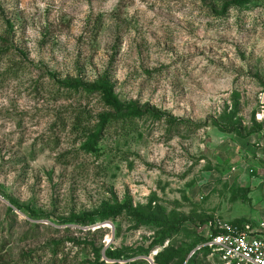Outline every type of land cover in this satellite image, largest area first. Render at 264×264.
I'll return each instance as SVG.
<instances>
[{
	"label": "rangeland",
	"instance_id": "374dc122",
	"mask_svg": "<svg viewBox=\"0 0 264 264\" xmlns=\"http://www.w3.org/2000/svg\"><path fill=\"white\" fill-rule=\"evenodd\" d=\"M235 1L0 0V264H187L264 229V0ZM105 75L163 116L66 86ZM127 203L148 223L102 214Z\"/></svg>",
	"mask_w": 264,
	"mask_h": 264
},
{
	"label": "built area",
	"instance_id": "2783aa9c",
	"mask_svg": "<svg viewBox=\"0 0 264 264\" xmlns=\"http://www.w3.org/2000/svg\"><path fill=\"white\" fill-rule=\"evenodd\" d=\"M203 248L216 255L220 264H264V229L221 222L192 256Z\"/></svg>",
	"mask_w": 264,
	"mask_h": 264
},
{
	"label": "trees",
	"instance_id": "16d2710c",
	"mask_svg": "<svg viewBox=\"0 0 264 264\" xmlns=\"http://www.w3.org/2000/svg\"><path fill=\"white\" fill-rule=\"evenodd\" d=\"M247 2H248V0H239V1L232 2V3H228L225 6V8H226L225 10H229L232 6H243ZM66 86L69 89L76 90V91L83 89L86 93H89V94H100L101 96H103V100L109 108H111L116 113H121V114L127 113L128 118H130V119L142 117V116L149 115V114L155 115L158 117L163 116L162 113H160L158 111H154L150 107H146L144 109V108H141L139 105H123L119 101L117 96L115 95L114 87L111 84L107 75L102 77L98 81V83H96L94 85L84 84L81 80H69ZM108 119H109L108 117H101V121H102V125H103L102 128L106 127V125L108 123ZM215 126L221 132L228 133V134H236L239 130L236 127L231 128V129L225 128V127L219 125L217 122H215ZM90 148H91V150H93V146ZM12 204L16 205L15 202H12ZM17 208H19L23 211L26 210V209L21 208L20 206ZM131 209H132L131 204L127 203V204L122 205L120 207L110 208L108 211H105L102 214L109 215V216H118L124 210H127L131 216L135 217L136 220H138V222L148 223V221H146V219L137 216L136 213H131ZM86 220H89V222H91V220H93V218L88 216V217H85L83 219L77 220V222L86 223ZM236 226H238V225H236ZM206 242L207 241H204V243H202V245H204ZM199 252L205 253V254H211V251L207 248H203V249L199 250ZM196 255H197V252L193 256L195 257ZM122 256H123L122 252H120L119 250L112 251V252L108 253V257L112 260H119L122 258ZM194 257L192 259H190L187 264H193Z\"/></svg>",
	"mask_w": 264,
	"mask_h": 264
}]
</instances>
